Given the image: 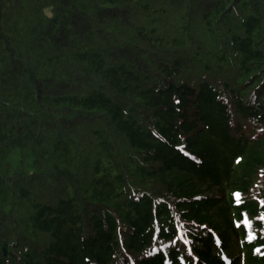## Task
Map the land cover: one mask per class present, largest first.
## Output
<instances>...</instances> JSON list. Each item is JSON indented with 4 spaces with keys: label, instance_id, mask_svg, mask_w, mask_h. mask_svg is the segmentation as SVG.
Returning <instances> with one entry per match:
<instances>
[{
    "label": "trees",
    "instance_id": "trees-1",
    "mask_svg": "<svg viewBox=\"0 0 264 264\" xmlns=\"http://www.w3.org/2000/svg\"><path fill=\"white\" fill-rule=\"evenodd\" d=\"M0 264H264V0H0Z\"/></svg>",
    "mask_w": 264,
    "mask_h": 264
},
{
    "label": "rangeland",
    "instance_id": "rangeland-1",
    "mask_svg": "<svg viewBox=\"0 0 264 264\" xmlns=\"http://www.w3.org/2000/svg\"><path fill=\"white\" fill-rule=\"evenodd\" d=\"M18 151L17 148L13 149L10 154H8V160L12 163V164H16L17 163V158H18Z\"/></svg>",
    "mask_w": 264,
    "mask_h": 264
},
{
    "label": "water",
    "instance_id": "water-1",
    "mask_svg": "<svg viewBox=\"0 0 264 264\" xmlns=\"http://www.w3.org/2000/svg\"><path fill=\"white\" fill-rule=\"evenodd\" d=\"M6 253V249L5 248H3V254H5Z\"/></svg>",
    "mask_w": 264,
    "mask_h": 264
},
{
    "label": "snow or ice",
    "instance_id": "snow-or-ice-1",
    "mask_svg": "<svg viewBox=\"0 0 264 264\" xmlns=\"http://www.w3.org/2000/svg\"><path fill=\"white\" fill-rule=\"evenodd\" d=\"M237 159H239V158H237Z\"/></svg>",
    "mask_w": 264,
    "mask_h": 264
},
{
    "label": "bare ground",
    "instance_id": "bare-ground-1",
    "mask_svg": "<svg viewBox=\"0 0 264 264\" xmlns=\"http://www.w3.org/2000/svg\"><path fill=\"white\" fill-rule=\"evenodd\" d=\"M263 207V206H262Z\"/></svg>",
    "mask_w": 264,
    "mask_h": 264
}]
</instances>
